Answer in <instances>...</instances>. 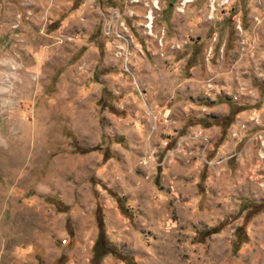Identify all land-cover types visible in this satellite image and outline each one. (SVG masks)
<instances>
[{
    "label": "rangeland",
    "instance_id": "obj_1",
    "mask_svg": "<svg viewBox=\"0 0 264 264\" xmlns=\"http://www.w3.org/2000/svg\"><path fill=\"white\" fill-rule=\"evenodd\" d=\"M219 1L0 0V264H264V0Z\"/></svg>",
    "mask_w": 264,
    "mask_h": 264
},
{
    "label": "trees",
    "instance_id": "obj_2",
    "mask_svg": "<svg viewBox=\"0 0 264 264\" xmlns=\"http://www.w3.org/2000/svg\"><path fill=\"white\" fill-rule=\"evenodd\" d=\"M77 151L79 152H86V150H90V148H86V149H78L76 148ZM117 202H120V199H116ZM205 232H208V233H214V231H212L211 229L210 230H206ZM98 233H101L100 231ZM104 240V238H103ZM105 244L102 245V243L99 241V238L98 240H96V242L94 243L93 247H92V257L91 259H93V261L95 262V264H100V259L101 257L106 254V253H116L115 250L112 249V247L106 243V241L104 240Z\"/></svg>",
    "mask_w": 264,
    "mask_h": 264
},
{
    "label": "built area",
    "instance_id": "obj_3",
    "mask_svg": "<svg viewBox=\"0 0 264 264\" xmlns=\"http://www.w3.org/2000/svg\"><path fill=\"white\" fill-rule=\"evenodd\" d=\"M228 0H220L219 1V6H224L227 4ZM191 2V0H178L177 2V7L179 8L180 11H182L185 8V5L189 4ZM213 0H208V6L209 7H213L212 4ZM212 11V10H211ZM210 11V12H211Z\"/></svg>",
    "mask_w": 264,
    "mask_h": 264
}]
</instances>
